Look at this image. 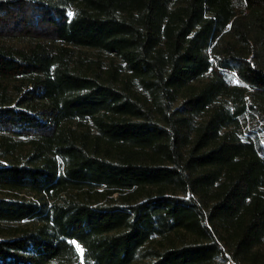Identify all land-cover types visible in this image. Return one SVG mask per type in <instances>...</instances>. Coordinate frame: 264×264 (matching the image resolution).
Returning a JSON list of instances; mask_svg holds the SVG:
<instances>
[{
  "label": "trees",
  "instance_id": "obj_1",
  "mask_svg": "<svg viewBox=\"0 0 264 264\" xmlns=\"http://www.w3.org/2000/svg\"><path fill=\"white\" fill-rule=\"evenodd\" d=\"M264 0H0V264H264Z\"/></svg>",
  "mask_w": 264,
  "mask_h": 264
},
{
  "label": "rangeland",
  "instance_id": "obj_2",
  "mask_svg": "<svg viewBox=\"0 0 264 264\" xmlns=\"http://www.w3.org/2000/svg\"><path fill=\"white\" fill-rule=\"evenodd\" d=\"M252 133H254V135L258 136L260 139L264 138V134L261 133L258 129L251 131Z\"/></svg>",
  "mask_w": 264,
  "mask_h": 264
}]
</instances>
